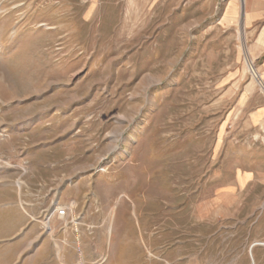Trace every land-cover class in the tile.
<instances>
[{"label":"rangeland","instance_id":"rangeland-1","mask_svg":"<svg viewBox=\"0 0 264 264\" xmlns=\"http://www.w3.org/2000/svg\"><path fill=\"white\" fill-rule=\"evenodd\" d=\"M244 12L241 0H0V203L39 195L47 208L49 187L82 175L104 192L101 171L115 191L188 207L220 192L221 264H264V73L245 63ZM239 173L256 177L237 185L233 218ZM15 235L0 231V251Z\"/></svg>","mask_w":264,"mask_h":264},{"label":"crops","instance_id":"crops-1","mask_svg":"<svg viewBox=\"0 0 264 264\" xmlns=\"http://www.w3.org/2000/svg\"><path fill=\"white\" fill-rule=\"evenodd\" d=\"M244 9L241 29L250 41L248 58L252 65L261 59L264 73V0H244ZM260 176L263 188L264 174ZM254 177L236 175L228 192L233 218L238 214L237 185L242 189ZM97 182L107 190H92L87 175L49 187L55 192L47 208L41 207L46 199L39 195L34 202L20 196L1 202L0 231L16 235L1 241L0 264H221L220 192L188 207L186 202H167L154 191H115L118 183L105 171ZM18 204L21 212L14 215ZM57 209H65L64 215L58 216ZM229 230L235 233L236 224ZM252 234L249 230L248 242Z\"/></svg>","mask_w":264,"mask_h":264},{"label":"bare ground","instance_id":"bare-ground-1","mask_svg":"<svg viewBox=\"0 0 264 264\" xmlns=\"http://www.w3.org/2000/svg\"><path fill=\"white\" fill-rule=\"evenodd\" d=\"M241 2H244V0H241ZM243 39L244 38H243L242 34H239V41H241L242 44H243ZM245 55H246V59H245L246 62L245 63L247 65V69L253 74V76H255V78H257L258 75L254 73V69H253L252 63L250 62V60L248 58V54H247L246 51H245ZM263 126H264V124H263Z\"/></svg>","mask_w":264,"mask_h":264},{"label":"built area","instance_id":"built-area-1","mask_svg":"<svg viewBox=\"0 0 264 264\" xmlns=\"http://www.w3.org/2000/svg\"><path fill=\"white\" fill-rule=\"evenodd\" d=\"M64 213H65V209H57L56 214H57L58 216H63Z\"/></svg>","mask_w":264,"mask_h":264}]
</instances>
